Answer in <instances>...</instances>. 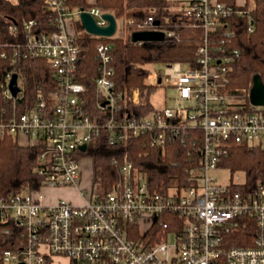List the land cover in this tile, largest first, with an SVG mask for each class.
<instances>
[{"label":"built area","instance_id":"2783aa9c","mask_svg":"<svg viewBox=\"0 0 264 264\" xmlns=\"http://www.w3.org/2000/svg\"><path fill=\"white\" fill-rule=\"evenodd\" d=\"M181 2L178 24L189 29L198 56L175 61L165 74H157V84L166 77L167 86L176 89L175 96H167L176 103L161 109L153 106L146 114L139 110L138 88L130 93L117 89L110 44L97 45L95 95L78 79L84 53L79 37L105 36L79 32L70 17L75 15L83 27L81 14L89 12L105 26L109 21L103 14L114 12L96 6V0H88V7H71L70 0H45L49 23L10 19L9 29L16 37L13 58L47 59L55 86L49 94L40 89L33 105L19 112L18 102L25 98L21 73L9 72L3 84L12 105L0 114V138L37 143L40 153L34 171L43 177L39 188L0 196V223L18 222L25 233L20 247L4 251L3 264H264V181L246 185L244 172L223 165L232 145L264 149V104L255 105L250 98L247 102L227 89L239 50L215 39L235 35V16L245 18L253 32L256 0ZM116 19L112 37L126 33L128 24H136L135 31L161 30L166 37H180L174 28L155 25L152 15L138 22L122 17L121 24ZM8 55L7 50L0 51L1 57ZM14 73L20 87L16 96L9 86ZM103 130H108L110 144L125 147L131 139L147 136L149 146L162 154L171 139L184 140L187 132L199 130V160L184 168L185 177L175 173L171 183L156 189L128 159L127 148L121 151L123 160L113 157L117 179L111 185L94 181V171L82 185L81 161L90 158L89 145ZM214 169L229 170L230 181L220 182L210 174ZM59 189L70 190L71 195L74 191L79 200L61 197ZM242 229L249 231L242 237L244 244H234L233 236Z\"/></svg>","mask_w":264,"mask_h":264},{"label":"trees","instance_id":"16d2710c","mask_svg":"<svg viewBox=\"0 0 264 264\" xmlns=\"http://www.w3.org/2000/svg\"><path fill=\"white\" fill-rule=\"evenodd\" d=\"M171 0H96V6L110 10L118 18L126 17L137 22L152 15L160 20L164 28H174L180 37L168 36L162 41L134 42L131 32L137 29L136 24H128L126 33L115 37H96L84 33L79 37L83 54L79 60L78 79L86 84L90 94L95 95V80L99 76V59L97 45L108 43L112 46V65L115 69L114 80L117 89L132 92L139 89L141 93L142 114L153 108L151 93L156 89L148 83L151 71L150 63L172 64L175 61L187 62L198 56V45L190 40L189 29L179 26L180 13L172 9ZM45 0H0V51L9 52L7 57L0 56V114L9 108L12 101L5 98L3 84L7 74L20 72L23 78L25 98L18 102L17 110L23 112L27 106H32L40 89L45 94L55 86V76L50 62L45 58L21 59L16 61L12 55V45L16 39L9 26L14 18L21 22L24 19H37L40 24L50 22L45 13ZM71 7H88V0H70ZM255 30H249L250 23L242 17H233L237 27L232 37L217 36L224 39L230 47L239 50V54L229 69L227 89L239 98L249 102V92L256 74H260L264 82V0H256L253 10ZM6 44V46H4ZM129 107L134 109L133 104ZM107 131L89 145L87 153L93 160L94 181H102L107 186L117 179V166L112 163L116 156L121 160V152L128 148V159L143 171L149 184L156 189L172 182V175L179 173L185 177L184 168L190 161L199 160V146L202 134L199 130L186 133V137L173 138L168 143L167 152L162 154L159 149L149 146L147 136L133 138L127 147L112 145L107 139ZM40 147L37 143L23 145L18 139L7 136L0 138V196H11L24 189L39 188L43 177L34 171L38 162ZM223 165L233 172L242 171L246 174V185L255 186L264 181V149L248 145H232L229 153L223 159ZM249 231L242 229L233 236L234 244H244L242 237ZM25 241L24 228L15 221L0 223V264L6 249L20 247Z\"/></svg>","mask_w":264,"mask_h":264},{"label":"rangeland","instance_id":"374dc122","mask_svg":"<svg viewBox=\"0 0 264 264\" xmlns=\"http://www.w3.org/2000/svg\"><path fill=\"white\" fill-rule=\"evenodd\" d=\"M15 1V0H13ZM171 7L174 10H178V8L181 6V0H172ZM74 20V27L77 28V30L81 33H84V27L78 25L77 17L75 15H72L70 17V21ZM119 24H121V18L118 19ZM121 30H119L118 33H120ZM125 34V33H124ZM149 70L151 71L149 77L147 78V82L154 84L156 86V89L151 93V101L155 108L161 109L164 108L166 105H174L176 103L175 99H169L167 101V96H175L176 89L174 87H168V80L166 77H163V82L160 84H157V74H165L167 70V65L164 63H150L147 65ZM187 68V64L183 65V69ZM22 141H25V139H22ZM25 145V144H23ZM81 172H80V181L82 185H86L88 181L91 179L93 175V165L91 158H85L81 161ZM210 174L214 177H216L220 182H228L231 179V172L226 169H214L210 171ZM71 192V191H70ZM69 191L59 189L57 190V193L61 197L66 196H72L73 201H78L79 198L75 194V192H72V195ZM70 194V195H69ZM68 198V197H67ZM69 198V199H72Z\"/></svg>","mask_w":264,"mask_h":264},{"label":"water","instance_id":"95a60500","mask_svg":"<svg viewBox=\"0 0 264 264\" xmlns=\"http://www.w3.org/2000/svg\"><path fill=\"white\" fill-rule=\"evenodd\" d=\"M105 18L108 19L109 23L105 26L99 25L96 22L94 15L89 12H82L81 19L83 27L85 30L91 34L112 37L117 30V19L116 16L111 12H105L103 14ZM13 21L16 19L12 18ZM160 20H155L154 24L158 25ZM166 38L165 32L161 30H137L133 31L131 39L134 42L138 41H162ZM18 82V73H14L9 86L14 96L20 91V87L17 84ZM250 101L255 105L264 104V82L260 74H256L253 79V84L249 92ZM83 149L86 148V145L82 146Z\"/></svg>","mask_w":264,"mask_h":264},{"label":"crops","instance_id":"0c3cea01","mask_svg":"<svg viewBox=\"0 0 264 264\" xmlns=\"http://www.w3.org/2000/svg\"><path fill=\"white\" fill-rule=\"evenodd\" d=\"M172 1V0H171ZM117 36V35H116ZM67 191H69L70 192V190H67ZM70 195V194H69Z\"/></svg>","mask_w":264,"mask_h":264}]
</instances>
